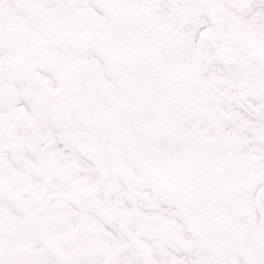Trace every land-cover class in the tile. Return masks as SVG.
Listing matches in <instances>:
<instances>
[{
    "label": "snow or ice",
    "instance_id": "snow-or-ice-1",
    "mask_svg": "<svg viewBox=\"0 0 264 264\" xmlns=\"http://www.w3.org/2000/svg\"><path fill=\"white\" fill-rule=\"evenodd\" d=\"M0 264H264V0H0Z\"/></svg>",
    "mask_w": 264,
    "mask_h": 264
}]
</instances>
